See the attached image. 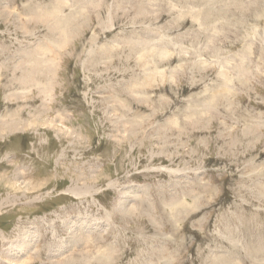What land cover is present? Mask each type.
<instances>
[{
  "label": "rangeland",
  "instance_id": "rangeland-1",
  "mask_svg": "<svg viewBox=\"0 0 264 264\" xmlns=\"http://www.w3.org/2000/svg\"><path fill=\"white\" fill-rule=\"evenodd\" d=\"M215 1L0 0V264H264V0Z\"/></svg>",
  "mask_w": 264,
  "mask_h": 264
},
{
  "label": "bare ground",
  "instance_id": "bare-ground-1",
  "mask_svg": "<svg viewBox=\"0 0 264 264\" xmlns=\"http://www.w3.org/2000/svg\"><path fill=\"white\" fill-rule=\"evenodd\" d=\"M209 1V3H206L205 5L206 6H204V3L203 2H206L205 0H186V2H188V3H190V4H194V3H199V4H201L200 5V8H199V10L197 11V14L198 15H196V16H199V18H201V20L203 21V23H205V27H206V25L207 26H209V25H211L212 24V20H213V18L216 16L217 18L220 16V15H227L226 14V12H227V10H220V11H217L215 8H217V7H214V6H217V3H218V1H215V0H208ZM57 4H59V3H57ZM219 4V3H218ZM63 5V4H62ZM56 6H58V10H59V5H56ZM194 6V5H193ZM189 8V7H188ZM56 10V9H55ZM54 10H52L51 12H50V15H53L54 16V23H53V26L56 28V29H61L62 30V32L61 33H65V32H67V29L65 28V27H62L63 25L62 24H64V22L66 23V21H64L61 17H59V15L57 16L56 14V12H53ZM185 11V10H184ZM188 12V11H187ZM191 12V11H190ZM228 13V12H227ZM189 14V13H188ZM195 14V13H194ZM183 16V15H182ZM221 17V16H220ZM63 20V23H62V20ZM179 19V18H178ZM177 19V20H178ZM194 19V18H193ZM53 20V19H52ZM176 20V21H177ZM180 20V19H179ZM194 21H196V19H194ZM68 22V21H67ZM181 22V21H180ZM200 22V21H199ZM173 23V22H172ZM177 23H178V21H177ZM182 23V22H181ZM219 23V22H218ZM180 23H178V25H179ZM66 25V24H65ZM177 25V24H176ZM204 25V24H203ZM68 25H66V27H67ZM209 28H211V27H209ZM199 30V29H198ZM68 33V32H67ZM63 35V34H62ZM66 37V36H65ZM64 37V38H65ZM62 41V40H61ZM199 49V48H198ZM160 50V49H159ZM157 51V50H156ZM247 51H248V48H247ZM153 54V53H152ZM163 54V55H162ZM162 56H161V60H163V59H165V58H167L168 56H169V54L167 53V51L165 50V51H162ZM167 54V55H166ZM248 56V55H247ZM154 57V56H153ZM170 58V57H169ZM45 59V58H44ZM242 59V58H241ZM245 59H247V58H245ZM244 60V59H243ZM228 61V60H227ZM158 62V61H157ZM223 62V61H222ZM42 72V71H41ZM38 80V79H37ZM6 123V122H5ZM3 124V125H1L3 128H1V130H8V132H13V131H16V130H21V129H24L27 125H26V123H22V122H17V121H15V120H13V121H11L10 123H7V124ZM2 202H4L5 203V200L4 201H2ZM1 205H3V203L1 204ZM81 225H79V227H80ZM83 233V232H82ZM74 235V234H73ZM72 235V236H73ZM75 236V235H74ZM76 237H77V235H76ZM25 236L23 237V239L21 240V239H19V242L16 244V246H14L13 247V250L14 251H16L15 253H19V254H22V253H24L25 251H27L28 249H29V247H31V240H32V238L30 237V236H28V237H26L25 239ZM78 238V237H77ZM77 238H73L72 239V241H76L77 240ZM71 241V242H72ZM74 243V242H73ZM77 243V242H76ZM61 244V243H60ZM69 244V243H68ZM63 246V245H62ZM73 246V245H72ZM71 247V246H70ZM57 248V247H56ZM68 249V248H67ZM58 251H62L60 248L58 249ZM19 261V260H18ZM226 264H228L227 262H226ZM230 264H236L234 261H232V263H230Z\"/></svg>",
  "mask_w": 264,
  "mask_h": 264
}]
</instances>
